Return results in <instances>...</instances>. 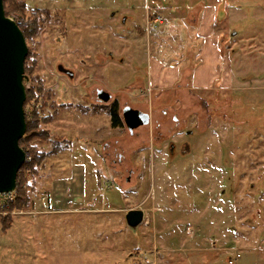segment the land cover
Segmentation results:
<instances>
[{
  "label": "rangeland",
  "instance_id": "obj_1",
  "mask_svg": "<svg viewBox=\"0 0 264 264\" xmlns=\"http://www.w3.org/2000/svg\"><path fill=\"white\" fill-rule=\"evenodd\" d=\"M18 1L16 21L50 12L24 84L33 143L63 150L22 172L29 201L0 212V264H264V0H224L212 57L188 0ZM98 89L149 124L112 128Z\"/></svg>",
  "mask_w": 264,
  "mask_h": 264
},
{
  "label": "water",
  "instance_id": "obj_2",
  "mask_svg": "<svg viewBox=\"0 0 264 264\" xmlns=\"http://www.w3.org/2000/svg\"><path fill=\"white\" fill-rule=\"evenodd\" d=\"M224 5L225 2L220 7L219 21L226 16ZM28 51L23 32L18 23L6 15L3 0H0V193L16 189L18 173L26 159L20 140L27 130L24 81L27 80L25 60ZM59 71L68 73L70 70L61 66ZM70 72V78H73L74 73ZM99 93L103 102L108 103L111 95L105 91ZM122 118L130 132L150 122L148 113L130 106L123 109ZM143 221V210L132 209L126 213L127 225L132 230H136Z\"/></svg>",
  "mask_w": 264,
  "mask_h": 264
},
{
  "label": "trees",
  "instance_id": "obj_3",
  "mask_svg": "<svg viewBox=\"0 0 264 264\" xmlns=\"http://www.w3.org/2000/svg\"><path fill=\"white\" fill-rule=\"evenodd\" d=\"M4 3V9H5V13L7 16L10 17L11 13H18L20 15L23 16V18L25 19V12L26 9L28 7V4L26 1H18V0H3ZM38 12H33L32 11V15H30V19L25 21L20 20V21H16L21 29V31L23 32L26 41L28 39L33 38L41 29L43 23H45V18H43L44 13L39 12V10H36ZM38 18H35L37 16ZM29 57V51H28V55L26 57L25 60V74L27 75V68H26V62L28 60ZM28 76V75H27ZM27 96H26V101H25V105L28 103L30 97H31V90H27L26 91ZM95 109H100L99 106L95 107ZM108 115L110 117V121H111V127L112 128H121L124 126V122L120 116V112H119V105L117 101H114L112 104L107 105L105 108ZM48 122V119L46 120ZM26 122H27V130H26V134H25V138H22L20 140V146L24 149V151L26 152L27 156H31L32 157V161L29 163H25L19 173H18V177H17V186H16V190H17V201L19 203H21V205H25L28 203L29 201V196H28V191L30 190H26L24 189V185L23 183L26 182V179H21V174L24 170H28L30 175H36V167L40 166V164L42 163L43 159L45 157H47L49 154H57L59 152H61L63 150V147H59L58 145H56L53 141V148L47 153H43L41 151H39L37 144L33 143V139L35 137H39L40 134L37 133V129L39 128V123H38V119H34V122H30L28 118H26ZM43 135L49 134L48 131H44L43 133H41ZM47 155V156H46ZM31 189V188H30Z\"/></svg>",
  "mask_w": 264,
  "mask_h": 264
},
{
  "label": "crops",
  "instance_id": "obj_4",
  "mask_svg": "<svg viewBox=\"0 0 264 264\" xmlns=\"http://www.w3.org/2000/svg\"><path fill=\"white\" fill-rule=\"evenodd\" d=\"M150 1L153 4H158L157 2L159 0H150ZM188 1H189V3L192 2L194 4L195 9L199 8V14H200L199 19L196 23L192 24V27L194 30L195 38L196 39L200 38V39L204 40V42H205L203 44V46H201L202 47L201 54L204 55L205 52L209 51V55L211 56V53L215 52L214 51L215 43H216L215 40L218 39L216 34H215V25L217 23H221L223 20H225V18H224L222 21H219L220 7L223 4L224 0H188ZM185 3L186 2H183L182 4H185ZM148 7H149V2H148ZM225 8H226V6H224V9ZM225 13H226V11H225ZM158 17H160V16L158 15ZM209 62L210 63H208V65H209L208 70L211 72L212 62H214V59L210 58ZM200 70H203V69H200ZM200 70H198V71L200 72ZM210 72H209V74H210ZM198 74L199 73L198 72L196 73V71H195V75H194L195 81H196ZM70 181L71 180H68V182H70ZM134 260L135 259H132V261H134Z\"/></svg>",
  "mask_w": 264,
  "mask_h": 264
},
{
  "label": "built area",
  "instance_id": "obj_5",
  "mask_svg": "<svg viewBox=\"0 0 264 264\" xmlns=\"http://www.w3.org/2000/svg\"><path fill=\"white\" fill-rule=\"evenodd\" d=\"M10 18L16 21V18L14 17H10ZM158 21H161L160 18L155 20V22H158ZM27 89L28 90L30 89L29 85H27ZM40 98L41 97H39V99ZM29 102L30 103H28L26 107L24 106L25 114L28 117V119L36 115L41 117L42 115L38 109L39 101L35 98L33 99V101L31 100ZM23 138H25V136ZM31 161H32V157L26 155L25 163H29ZM16 201H17V190L16 189L8 193H0V212L6 207H8L9 205L15 204ZM235 256H236V259H239L241 257V254L237 253ZM234 263H235L234 259L229 260V264H234Z\"/></svg>",
  "mask_w": 264,
  "mask_h": 264
},
{
  "label": "flooded vegetation",
  "instance_id": "obj_6",
  "mask_svg": "<svg viewBox=\"0 0 264 264\" xmlns=\"http://www.w3.org/2000/svg\"><path fill=\"white\" fill-rule=\"evenodd\" d=\"M148 2H149V0H148ZM148 2H147V4L146 5H148ZM36 10H39V12H42V13H44V15H43V18H45L46 19V17H50V12L48 11V8H46V7H44V8H39V7H34L33 8V12H38V11H36ZM115 13L116 12H114V14L112 15V17H114V15H115ZM35 16H37V15H35ZM35 18H38V16L37 17H35ZM159 17H157V18H155V20L156 19H158ZM126 20H127V17H125V18H123L122 17V22L123 23H125L126 22ZM128 21V20H127ZM135 29L138 31V33H139V35H141V29H140V27H139V25H137L136 27H135ZM62 66V68H64V70L66 69V70H69L68 68H65L63 65H59L58 66V71H59V67H61ZM68 72V71H67ZM61 73H63L64 75H66L67 77H69L70 78V75H71V72L69 71L68 73H66V71L65 72H61ZM100 91H104V90H101V89H98L97 90V92H96V98H97V100L99 101V103H97L99 106H101V105H107V103H104L103 102V100H102V98H101V94L99 93ZM106 92V91H105ZM103 95H104V93H102ZM126 107V106H125ZM124 107V108H125ZM123 108V109H124ZM123 109H122V111H123ZM125 124V123H124ZM126 126V125H125ZM145 126V125H144ZM127 127V126H126ZM140 127H143V126H140ZM140 127H138V128H140ZM121 128H123V127H121ZM138 128H136V129H134V131L135 130H137ZM128 129V128H127ZM129 131V130H128ZM133 131V132H134ZM130 132V131H129ZM133 132H130L131 134H133Z\"/></svg>",
  "mask_w": 264,
  "mask_h": 264
}]
</instances>
